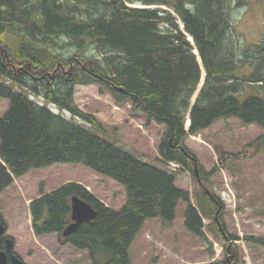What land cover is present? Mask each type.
<instances>
[{
    "label": "trees",
    "instance_id": "obj_1",
    "mask_svg": "<svg viewBox=\"0 0 264 264\" xmlns=\"http://www.w3.org/2000/svg\"><path fill=\"white\" fill-rule=\"evenodd\" d=\"M248 2L0 0V99L8 101L0 117V195L14 179L58 164L81 165L125 192L116 212L75 183L47 194L40 190L29 204L35 237L55 233L61 244L85 251L89 264H131L129 250L143 223L160 219L171 224L182 201L186 231L208 243L209 250L212 243L204 229L222 243L225 260L212 264H238L239 237L227 232L224 204L210 188L215 169L206 171L185 140L230 118L264 129V39L245 45L230 23L233 9ZM201 67L204 81L192 104ZM93 84L116 103L131 102L146 115V125L164 127L157 155L165 167L142 161L98 135L101 125L73 100L75 86ZM49 104L69 117L54 113ZM255 141L261 147L264 136ZM178 172L199 185L197 208L175 186ZM73 196L93 207L95 219L62 237L71 223ZM203 218L211 223L205 226ZM0 219L7 227L1 214ZM244 241L264 248L263 237Z\"/></svg>",
    "mask_w": 264,
    "mask_h": 264
},
{
    "label": "rangeland",
    "instance_id": "obj_2",
    "mask_svg": "<svg viewBox=\"0 0 264 264\" xmlns=\"http://www.w3.org/2000/svg\"><path fill=\"white\" fill-rule=\"evenodd\" d=\"M230 23L241 34L245 45L264 39V0H249L246 6L234 8ZM0 81H3L1 76ZM9 86L37 103H44L41 98L22 91L17 84L9 83ZM73 100L80 111L92 115L101 125L98 135L142 161L165 167L156 160L163 126L153 123L146 126V115L133 107L131 102L116 103L104 88L96 84L75 86ZM47 106L55 113L69 117L68 113L57 111L53 105ZM7 108L8 101L0 99V117ZM203 133L208 138L201 133L199 137L188 138L186 144L207 170L215 169L210 177V188L224 204L223 219L227 232L242 239L236 242L238 264H264V248L244 241L250 237L264 238V144L260 147L257 144L259 141H255L264 136V129L244 126L231 119L216 122ZM199 139L206 140L210 148L200 145ZM196 144L200 146L198 149ZM226 153L232 156L228 159ZM176 177L177 188L188 190L195 202L194 197L198 198L200 194L195 180L184 172L176 174ZM66 182L83 185L116 212L125 201L120 185L81 165H53L47 169L32 170L15 179L0 195V214L7 224L6 236L14 241V251L24 264H89L85 251H75L69 244H61L56 234L39 238L33 235L29 202L38 197L40 190L48 193ZM185 210L186 204L180 201L170 230L165 229L160 221H146L130 247L132 264H212L225 260L221 241L216 240L208 230L205 233L212 243L211 250L208 243L187 233L184 227Z\"/></svg>",
    "mask_w": 264,
    "mask_h": 264
},
{
    "label": "water",
    "instance_id": "obj_3",
    "mask_svg": "<svg viewBox=\"0 0 264 264\" xmlns=\"http://www.w3.org/2000/svg\"><path fill=\"white\" fill-rule=\"evenodd\" d=\"M94 209L85 201L74 196L70 200V220L71 223L62 232V236L66 237L72 233L81 223L90 222L95 219ZM6 228L0 220V246L2 244L1 237L5 234ZM13 243L10 239L4 240V250H0V264H22V262L12 253Z\"/></svg>",
    "mask_w": 264,
    "mask_h": 264
},
{
    "label": "bare ground",
    "instance_id": "obj_4",
    "mask_svg": "<svg viewBox=\"0 0 264 264\" xmlns=\"http://www.w3.org/2000/svg\"><path fill=\"white\" fill-rule=\"evenodd\" d=\"M186 126H188V119H187V122H186Z\"/></svg>",
    "mask_w": 264,
    "mask_h": 264
}]
</instances>
